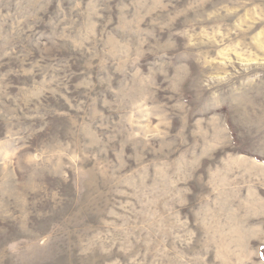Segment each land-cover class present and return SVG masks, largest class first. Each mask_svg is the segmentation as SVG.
I'll list each match as a JSON object with an SVG mask.
<instances>
[{
  "label": "rangeland",
  "instance_id": "rangeland-1",
  "mask_svg": "<svg viewBox=\"0 0 264 264\" xmlns=\"http://www.w3.org/2000/svg\"><path fill=\"white\" fill-rule=\"evenodd\" d=\"M0 264H264V0H0Z\"/></svg>",
  "mask_w": 264,
  "mask_h": 264
}]
</instances>
